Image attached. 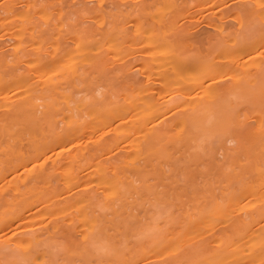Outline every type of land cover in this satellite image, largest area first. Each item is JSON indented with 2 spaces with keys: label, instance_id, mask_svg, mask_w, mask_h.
<instances>
[{
  "label": "bare ground",
  "instance_id": "bare-ground-1",
  "mask_svg": "<svg viewBox=\"0 0 264 264\" xmlns=\"http://www.w3.org/2000/svg\"><path fill=\"white\" fill-rule=\"evenodd\" d=\"M185 6L187 7V5ZM132 7L133 11H136V4ZM144 9L140 6L137 11L143 12ZM181 9V11L184 10V8ZM187 9L189 8L187 7ZM181 16L180 18L178 16L179 20L183 19ZM137 17L140 18V16ZM174 19L175 16L168 21L159 23V30L156 33L148 32L149 27L154 24L146 21L148 24L146 29H140L132 35L125 36L127 43L129 45L137 44L135 51L143 53L147 47L157 46L165 36H177L175 32H177L176 27L179 26V21L176 23ZM13 33L17 44L14 46L11 59L0 56V257L2 255L3 258L4 255L3 260H6L2 264H23V261L37 255L44 258L45 253L42 252L41 248L43 247L41 246L45 238L43 240L42 236L51 237L52 234L48 235L49 231L45 227V231L37 229L36 227L40 224L36 226L34 223L43 216V209H45V207L42 208L43 204H53L55 197L74 191L65 190V186L72 187L80 179L83 180L82 177H86L89 181L105 185L104 187L106 184L111 187L114 184H121L129 191V189L140 188L144 184L142 182L137 186L132 177L140 179V177L149 176L151 173L164 174L165 167L173 175L184 178L200 175L207 181L201 185V189L199 188L202 200L192 201L193 203L197 202L193 208L196 209L195 219L200 226H207V221H210V224L213 225L211 228L215 227L220 223L224 214L231 212L233 200L236 197L253 195L255 208L249 212V219L238 222L236 228L238 231L236 232L221 230L213 234L209 243L215 242L218 246L223 245L224 242H230L237 232H241L236 238L250 236L264 249V111H258L262 105L250 104L256 102L257 98L261 96V93H255V90H260V87L264 85V66L258 64L257 66H263L262 69L257 67V71L251 72L243 66L244 63L241 61V57L246 52L256 49V46L253 45L255 40L247 42L256 33L243 34L241 38L244 41L239 42V38L235 35L231 42H221L217 53L207 50L199 51L195 48L197 51L194 54L178 57L175 50H168L158 57L155 64L144 59L139 66L142 75L139 81H136L135 77L126 85H120L121 87L113 90L111 96L109 94L105 95L106 98L103 96L99 99L97 97V99H90L89 96L88 101L82 96L76 98L75 91L69 87L67 80L64 87H61L62 83L58 85L50 80L45 81L44 72L51 63H58L60 58L66 54L79 56L80 59L74 63L71 70V78L82 81L85 71H81L79 67L78 63L81 59L97 55L101 58L100 65L102 67L107 65L106 55L99 53L95 49V44L100 38L112 39L110 38L111 31L81 27L80 30L72 32L68 38H63L57 46V53L52 57L45 56L46 54L32 53L28 45L24 46L27 37L18 31H13ZM259 37H264V32L260 33ZM246 43L248 44L245 45ZM180 45L184 46V44ZM185 46L187 48L189 44ZM143 57L150 58L151 56L144 55ZM226 78L231 79V84L227 86L228 88L226 87L225 93L223 90L221 93L219 83ZM67 87L70 89L67 90ZM57 88L63 90L59 95H55ZM232 97L248 98L251 115H256L258 119L256 127H251L249 130L250 136L243 140L240 139L243 125L237 118V112L234 111L237 105L224 104ZM221 101H224L223 104H219ZM40 107L42 109L39 110ZM244 116L248 117L247 114ZM227 137L236 141V146L232 148L233 151L231 150L232 153H227V157L225 155L227 163L235 165V167L230 172L222 170L219 173L217 168L221 169V166H225L226 161L224 160L223 164H217L211 157L214 149L213 141L222 143ZM105 139H107L106 142H104ZM115 148L123 150V153L118 156V160L116 157L114 158L118 161L116 163L104 157ZM241 156L245 158V163L241 162ZM49 160L52 162L49 163ZM32 162L33 165L30 164ZM213 162H216L214 166H212ZM37 165L40 167L39 172L31 174L30 172L34 171ZM191 165L196 166V168H192L193 171L190 170ZM221 179L222 182H225L224 185L219 182ZM215 180L218 181L216 187L212 183ZM89 181L86 182L89 184ZM80 182V185L85 184ZM88 184L89 187L91 184ZM80 185L77 184V187L79 188ZM99 189L97 190L99 191ZM103 190L105 192V188ZM75 191V195L71 194L76 198L77 192ZM119 191L118 193L121 192ZM80 192L83 191L80 190ZM98 193H96L97 196ZM78 195L80 196V193ZM85 195L83 198L88 200L90 195L89 197H87L88 195L85 197ZM72 196L64 197L68 201L70 198H74ZM115 196L112 197L116 198V203L123 199L127 200L126 196L124 198L120 194ZM77 198L80 199V197ZM76 199L74 200H79ZM61 201L65 202L63 199ZM141 201L146 202L144 199ZM159 201L160 199L157 203ZM165 201L167 203V200ZM86 203V205H91V201ZM136 203H138V205L136 204L138 208L143 206L140 202ZM160 203L163 206L166 204L164 201ZM160 203L159 205H161ZM57 204H59V200ZM121 204L123 203L121 202ZM131 204H134V201ZM75 205L78 206V204ZM75 205L73 204V206ZM113 205L111 203L110 206L113 207ZM68 207H72V205ZM88 207L84 208L86 212L83 207L80 209L82 210L80 214L85 212L84 216L80 215L81 220L86 219ZM112 207L111 209L115 210ZM131 207L133 208L132 205ZM95 209H97L96 204ZM60 212L62 213V211ZM89 213L88 215H90ZM208 213L210 215L207 219ZM47 217L45 216V218ZM49 219L52 218L49 217ZM92 219L94 217H91V222ZM41 220H44V216ZM72 220L70 219V221ZM48 221L51 223V220ZM48 221V224L45 222L46 225H49ZM108 225L110 226V224ZM92 228L93 231H98L95 227ZM101 228L103 226L98 228L100 230L96 234L91 232L90 235L84 234L90 239L87 241L90 242L88 246L94 241H101L99 238L105 233ZM52 229L58 231L59 224L54 223ZM5 232L9 233L6 242L2 238ZM110 237L113 240L118 239L112 234ZM107 238L111 240L108 234ZM83 243L81 244L85 246ZM108 244L111 245V243ZM135 244H132V247ZM142 245L144 246V244ZM75 246L74 243L72 251ZM210 246L205 238L200 244L192 249L190 247L189 250L187 249L177 257L165 261L164 264H183L187 260L196 261L197 264H207V249ZM126 247L131 246L127 245ZM6 250L8 251L6 252ZM45 251L48 252V249ZM218 252V250H214L212 254L216 255ZM86 253L88 254L85 251ZM129 253L131 252L129 251ZM47 254L49 258L53 257L51 254L52 257L49 253ZM90 254H88V258H83V261L98 259V256L97 259L93 257L98 254L97 251L92 257ZM115 254L113 253V256ZM124 254L126 255V252ZM98 255L100 256V254ZM133 255L132 257L129 255L121 257L120 254L115 259L111 258L112 255L111 257L103 255V257H109L105 259V262L101 261L104 262L103 264H129V262L135 264ZM71 256L74 255L71 254ZM79 256L83 255L75 257ZM61 257L66 260L68 258L63 255Z\"/></svg>",
  "mask_w": 264,
  "mask_h": 264
},
{
  "label": "rangeland",
  "instance_id": "rangeland-1",
  "mask_svg": "<svg viewBox=\"0 0 264 264\" xmlns=\"http://www.w3.org/2000/svg\"><path fill=\"white\" fill-rule=\"evenodd\" d=\"M182 2H184L183 4L187 5L189 9H187ZM261 3H264V0H0V56L2 55L9 60L11 59V56L14 53V46L17 44L13 31L21 32V34L27 37L24 46L27 47L26 45H28L32 53L41 55L46 54L45 56L48 57H52L57 53V46L63 38H68L72 32L80 30L81 27H91L111 31L110 38L112 39L100 38L95 44V49H97L99 53H104L106 55L105 59L107 60V65L102 67L100 65L101 58L97 57V55H90L81 59L78 63L79 67L81 71H85L82 81H76V79L71 78V70L73 69L74 63L80 59L79 56H70L66 54L60 58L61 60H59L58 63H51L44 72L45 81L50 80L58 85L62 83L61 87H64L66 86L65 82L67 80L69 87L75 91V97L82 96L84 99H87L86 101H88L90 97V99H99L103 98V96L106 98L109 94L111 96L113 90L119 88L120 85H126L128 81L135 77L137 78L135 80L139 81L140 77H142L139 66L140 62L144 59L155 64L156 60L158 61V57L168 50H175L179 55L178 57L187 54L192 55L197 50H207L217 53V49L221 42H231L235 35L239 38L240 42L244 41L241 38L243 34L256 33L251 39L247 40V42L255 40L253 45L256 46V49L246 52L241 57L243 59H241V61L244 63L243 66H245L246 69L248 68L247 70L254 72L255 70L257 71V67L261 68L264 66V57L261 56V53L264 52V37H259V34L264 32V16L261 15L264 10L259 7ZM135 4L137 6L135 7L136 11H133L132 6ZM140 6L145 8L143 12L137 11ZM181 8H184V10L181 11ZM137 16H140V18ZM174 16V20H176L175 22L177 23L179 21V26L176 24L177 32L175 33L177 36H165L157 46L147 47V50L143 53L135 51L137 49V44L129 45V43H127L128 41L125 36L132 35L137 30L146 29L148 26L146 21L154 24L149 27L148 32L156 33L159 30V23L162 21H168L171 18H174ZM178 16L179 18L181 16L183 19L179 20ZM182 27L184 28L181 29ZM184 29L187 31H184ZM178 30L182 31L179 32ZM189 32L190 34H188ZM179 33L181 34L179 35ZM119 43L121 45H118ZM180 44H184V46ZM187 44H189V46L186 48L185 45ZM247 44L248 43L245 45ZM195 48L197 50H195ZM144 55L151 57L145 58L143 57ZM258 64L263 66H257ZM128 78L130 79L127 80ZM220 83V92L223 90L225 93L228 88L227 86H230L231 84V79H223V82L221 81ZM258 86L260 87V85ZM69 87H67V90L70 89ZM61 91L63 90L57 88L55 90V95H59ZM223 91L221 93H223ZM259 92L261 93V96L257 98L256 102H251L250 104L262 105L258 111H264V85L260 87V90H255V93ZM247 100L248 98L232 97L229 101H223L224 104L227 105H237L234 111L237 112V118L241 120V125H243L240 136L241 140L248 138L250 136L249 130L251 127H256L258 123L257 116L251 115V107ZM223 102L221 101L219 104H223ZM40 109H42V107H40L39 110ZM245 114H247L248 117H245ZM165 123L162 124L164 125ZM59 125L61 124L59 123ZM107 139H105L104 142H106ZM235 146L236 141L231 139V137H227L222 143L213 141L214 149L211 153V157H213V160L216 161L217 164H223V161L227 160V155L232 153V148ZM122 153V149L115 148L109 153L110 155L106 154L104 157L106 159L109 158L108 160H113L116 163L118 162V156ZM115 157L117 160H114ZM240 158L241 162L245 163V158L243 156ZM51 162L52 161L49 160V163ZM216 162H213L212 166H214ZM30 164L33 165L34 163L32 162ZM234 167L235 165H231L226 161V165L221 166V169L218 167L217 171L219 173H221L222 170L230 172ZM192 168H196V166H190V170L193 171ZM39 170L40 167L37 165L34 171L30 173L36 174ZM144 177H140V179L135 176L132 177L133 180L135 179L136 185H141L142 182H144V184L141 185V189L137 187L131 190L129 189V191L128 189H125L126 187H122L121 184H114L112 187L111 185L106 184V187H104L105 185L103 186L102 184L95 183V181H89L86 177H82V179L84 178L83 180L80 179V181L85 184L80 185L81 182L79 181L80 183H75V186H65V190L71 189L70 191H75L77 184L80 185L79 188L82 186L81 189L77 187L79 192L77 191V188L75 191L77 192L76 198L80 197V199L77 198L79 199L78 201L74 200L76 198L71 194L73 193V195H75L73 191L70 194L63 193L67 198L70 196L74 197L72 199L70 198L71 201L70 199L66 201V197L62 195L57 198L55 197L53 204H43L42 208L45 207L46 209H43V213L41 212L44 216V220H41L43 219V216H41L42 218L40 217L36 220L40 223L35 221L36 223L34 224L38 226V224L41 225L44 223L41 225L42 228L40 225L36 228L44 230L45 227V229H48L49 231H46L47 234L50 235L49 233H51L52 235L51 237H48L44 233L46 237L42 236V239L44 240L45 238V240L41 247H46L45 249H48V252H46L45 249L43 251V248L40 247L42 252L49 253V255L51 254L53 257L57 254H59L60 257L63 255V257H68L67 260L72 261L71 263L75 261L73 264H78L81 259L88 258V254L91 253V257L93 254H96V250L90 247L92 244L88 246L90 242H87V248L81 244L85 241V235H90L91 233L96 234L100 230L98 228L103 226L104 229H101L108 234L109 238H111L110 236L112 234V236L118 239L113 240V238H111V241L107 238V234L104 233L101 235L99 240L111 243V245L108 244L110 247V252H108L110 254L108 252L106 254L97 252L100 256L98 254H96V256L93 255L94 258L96 257L95 259H97L98 256V259L95 260L97 261V264L100 262L103 264L105 259L109 256L111 257V255V258L115 259L116 257H119L120 254L121 257H125L126 255L132 257L134 253H136V256L133 255L135 264H161V262L164 264L165 261L177 257L187 249L189 250L190 247L192 249L194 246L200 244L205 238H207V244L210 246L211 243L209 242L213 234H216L221 230H224L225 232L238 231V229H236L238 226L237 223L241 220H248L249 212L253 211L255 208L253 195L238 196L233 200V208L231 212L224 214L220 219L221 221L219 220L220 223L218 225L211 228L213 225L210 224V221H207V226H200L199 222L195 219L196 209L193 207L198 200H202L203 198L200 187L207 182L204 177L197 175L194 177L191 176V178H184L171 174L166 167L164 174L151 173V175H145ZM86 181H89V184H91L89 187L87 186L88 183ZM145 182L147 183L145 184ZM217 182L218 181L216 180L212 182L214 187H216L215 185ZM219 182L221 183L222 179ZM222 184L224 185L225 182L223 181ZM104 188L105 192L103 190ZM92 189L93 193L99 192L98 196L94 193V196L97 197L93 196ZM95 189H99V191H96ZM80 190L83 192H80ZM119 190L123 193L121 194ZM118 191L120 193H118ZM79 193L80 196L78 195ZM82 194H86L85 197L87 195V197H89L90 195V198H88V200L86 198L85 200ZM116 194L122 195L123 198L126 196L127 200L129 197L132 199L129 198L131 201L128 200L127 202L126 199L122 198L123 200L116 203V198H113ZM140 197L146 202L143 203V201H141L143 199L141 198L140 200ZM98 198L101 199L99 200ZM106 198L108 199L105 200ZM62 199L65 201L64 203L61 201ZM159 199L160 201L157 203ZM58 200L59 204H57ZM117 200H120V198H117ZM124 200H126V202H124ZM135 200H137L136 202H140L141 205L143 204V206L139 205L141 207L138 208V203H136ZM165 200H167V203ZM87 201H91L90 206L86 205ZM132 201H134V204H131ZM163 201L166 203L164 206L160 203H163ZM192 201L197 202L193 203ZM61 202L62 204H60ZM80 202H82V204H80ZM121 202L123 204H121ZM100 203L101 205H99ZM111 203L114 205L117 204L115 205L117 207L113 205L115 210L111 209ZM155 203L157 204L155 205ZM159 203L162 206L159 205ZM73 204H78V206H73ZM88 204H90V202H88ZM95 204L97 209H95ZM71 205L72 207H68ZM124 205H127L129 208ZM60 206L66 208L63 209ZM82 207L84 211L86 210L84 209L86 207H88L87 210L89 209L86 213L87 217L84 220L80 219V215L84 216L86 212L83 211L84 213L80 214V212H82V210H80ZM60 211H62V213ZM88 212H90L89 214L91 216L88 215ZM47 215L49 216L47 217ZM209 215L210 213L207 214V219ZM45 216L47 218H45ZM49 217L52 219H49ZM91 217H94L92 222ZM70 219L73 220L70 221ZM74 219H76V221H74ZM48 220H51V223ZM108 220L109 223H107ZM47 221L49 222V225L45 224ZM73 221L75 222V225ZM112 222H114V225H112ZM54 223L59 224L60 229H58V231L52 229ZM93 224L96 226H92ZM106 224H110V226H107ZM92 227H95L98 231H93ZM37 229L35 230L37 231ZM230 229L232 231H229ZM237 233L228 243L224 242V244L220 246L215 242L211 244L210 248L207 249V264H264V249H262L250 236L236 238L237 236L239 237L241 232ZM7 235H9L8 232H5L2 235L3 241L5 242ZM74 243L76 246L75 248L73 247L72 251ZM76 243L79 245L78 247ZM113 243H117L118 246L117 244L113 245ZM126 243L131 247H126ZM134 243L136 244L132 247V244ZM157 243L158 245L156 246ZM83 244H85V242ZM142 244H144V246ZM115 247L122 249L119 250ZM63 248L69 249V253L60 251ZM214 250H218L219 252L216 255H213L212 253ZM7 251L8 250H6V252ZM85 251L88 252V254H85ZM129 251L131 253H129ZM119 252L121 253L118 255L117 253ZM125 252L126 255L124 254ZM113 253H116L117 255L115 254L113 256ZM71 254L74 256H71ZM80 254L83 256L75 257ZM103 255L109 256L103 257ZM70 256L74 259H71ZM3 258L1 255L0 264H2L3 261H6L3 260ZM99 260L100 262H98ZM189 261L190 260H187L185 261L186 263L184 262L183 264H189ZM195 262L196 261L191 260L190 264H197ZM130 263L131 262H129V264Z\"/></svg>",
  "mask_w": 264,
  "mask_h": 264
},
{
  "label": "snow or ice",
  "instance_id": "snow-or-ice-1",
  "mask_svg": "<svg viewBox=\"0 0 264 264\" xmlns=\"http://www.w3.org/2000/svg\"><path fill=\"white\" fill-rule=\"evenodd\" d=\"M259 7L264 10V3H261ZM264 16V11L261 13ZM261 56L264 57V52L261 53ZM87 241L88 238L85 237V248H87ZM92 248L96 250L98 253H107L109 251V246L107 241H100V242H93ZM60 251L68 252L69 249L63 248ZM23 264H71L70 261L66 259H61L60 255L57 254L56 256L49 258L48 254L45 253L44 258H41L39 255L32 257L31 259L23 261ZM78 264H97V261H79Z\"/></svg>",
  "mask_w": 264,
  "mask_h": 264
}]
</instances>
